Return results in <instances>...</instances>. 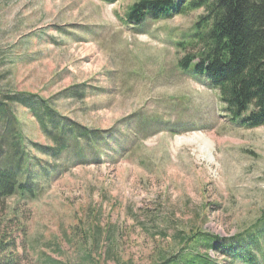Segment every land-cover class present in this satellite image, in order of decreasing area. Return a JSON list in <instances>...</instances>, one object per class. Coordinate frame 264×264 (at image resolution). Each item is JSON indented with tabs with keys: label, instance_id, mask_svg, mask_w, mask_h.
<instances>
[{
	"label": "rangeland",
	"instance_id": "rangeland-1",
	"mask_svg": "<svg viewBox=\"0 0 264 264\" xmlns=\"http://www.w3.org/2000/svg\"><path fill=\"white\" fill-rule=\"evenodd\" d=\"M132 1L0 0V165L19 159L37 185L0 202V264H156L187 252L190 228L253 240L251 261L210 250L217 264H264V231L247 236L264 220V125L238 128L244 115L234 125L206 76L177 65L203 9L130 25ZM21 93L52 120L6 99Z\"/></svg>",
	"mask_w": 264,
	"mask_h": 264
},
{
	"label": "trees",
	"instance_id": "trees-1",
	"mask_svg": "<svg viewBox=\"0 0 264 264\" xmlns=\"http://www.w3.org/2000/svg\"><path fill=\"white\" fill-rule=\"evenodd\" d=\"M100 1L110 4L117 0ZM199 8L203 13L194 22L187 38L175 43L176 48L184 52L178 66L187 69L193 64L195 74L206 75L209 86L218 89L232 121L247 114L240 120L241 127L264 125V0H133L126 9L124 21L140 25L147 17L166 20ZM6 99L18 101L43 126L55 113L49 100L35 95H6ZM9 111L10 106L0 100L1 121ZM13 120L18 123L16 117ZM54 145L48 149L59 151L65 148L63 141L55 140ZM12 159L10 156V160L0 165V202L15 195L35 199L37 185L30 179L33 176L29 167H22L19 159L16 162ZM22 174L27 175L23 180ZM195 229L177 234L182 250L187 252L176 255L160 252V262L156 264L162 261L161 264H217L208 256L210 250L251 261L247 255L251 256L249 243L253 240L246 242L242 231L230 238H218ZM263 231L264 220L247 236L256 238ZM216 241L220 244L217 245Z\"/></svg>",
	"mask_w": 264,
	"mask_h": 264
},
{
	"label": "bare ground",
	"instance_id": "bare-ground-1",
	"mask_svg": "<svg viewBox=\"0 0 264 264\" xmlns=\"http://www.w3.org/2000/svg\"><path fill=\"white\" fill-rule=\"evenodd\" d=\"M190 89V88H189ZM202 96V94H200V97ZM199 97V96H198ZM192 131H196L195 129H186V130H183L180 134L182 135H187L189 134L190 132Z\"/></svg>",
	"mask_w": 264,
	"mask_h": 264
}]
</instances>
